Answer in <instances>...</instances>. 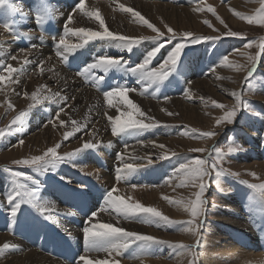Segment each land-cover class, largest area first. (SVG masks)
<instances>
[{
	"label": "rangeland",
	"instance_id": "1",
	"mask_svg": "<svg viewBox=\"0 0 264 264\" xmlns=\"http://www.w3.org/2000/svg\"><path fill=\"white\" fill-rule=\"evenodd\" d=\"M55 1L60 2L62 0ZM97 1H100L99 5L96 3ZM119 1L125 2L126 0ZM127 1L132 2L134 12H139L144 19H147L159 31L161 34L159 40L152 39L157 36V33L149 29L138 18L133 17L130 12L119 13L120 15L118 14L117 16L114 13V9L108 5L111 3V0H71L70 2L76 5V10L74 8L73 11L80 10L77 8V5L83 2L84 7L90 9V12L99 14L100 18L104 21L105 27L110 23V20H106L109 17H115L112 18V22L118 25L117 28L119 31L118 33L111 32L124 36L128 40L139 42L131 51L126 49V54L128 55H133L136 51H140V55L145 59L148 51L153 50L162 43L163 47L160 48V52L147 65L149 70L159 69L160 64L177 43H184L186 40L189 41L181 52L176 69L171 71L164 81L159 84H153L156 88L154 91L158 94L160 93V98L158 95V99L150 107L145 108L143 105L136 104L144 113L143 117H139L141 122H155L157 127L139 132L124 131L116 135L121 137L125 133L132 134L131 140L133 142L129 143L131 145H136L139 141L141 143L146 142L157 145L158 154L154 153L146 156V163L143 162L140 166L133 165L137 169L136 172L128 176L126 180H118L115 173L118 168H121L119 165L122 158L119 159V162L116 160L114 155L117 151L112 152L111 145L107 144V142L95 145V147H103L104 152L108 156V165H106L103 157L104 165L100 166L99 169L101 171L98 169V171L102 172L103 177L101 179L103 183L100 182L99 184H96L89 177L80 174V172H74V170L69 175H62L60 179L57 178L55 176L54 166L60 165L61 167L67 168L69 163L68 158L70 157L63 160L51 161L39 167L16 164L14 162L17 160L31 159L34 156L43 155L51 146L47 144L46 148H37L36 150H33V148L31 150V148L27 147L26 150L23 149L25 154L20 159L14 160L9 155L4 156L13 147L18 145L19 141L26 139L22 131L18 134L16 132L20 131L18 127L21 126L29 112L35 110L36 96L35 94L32 95L34 97L28 96L24 103L20 99L22 97L20 94H16L17 97L15 96L13 98L12 94L17 85L16 81L11 78V75L7 78L0 75L2 78L0 80V129L6 131L5 137L0 138V180L5 181L6 185H0V222L4 221L6 223V221H12L18 222L20 225V228L9 229V231L19 233L18 237L14 238L3 230L0 234H8L10 238L19 244H21L20 240L22 236L29 235L33 237V242L23 245L30 246L31 249L37 252L39 251V253H43V255L55 261L68 264L63 259L64 256L57 253H50L48 252V247H45L46 242L51 244L54 240L61 241V239L66 238L60 234L59 229L55 225H51L45 219L43 223L36 222L37 218H43L39 214L45 215L43 209L49 206L46 203L47 198H45V201H41L40 195L42 193H45V195L49 194L47 196L55 203L57 202V206L67 210V208L70 209L66 205L67 198L71 193L76 194L77 202L79 203L78 211L73 212L75 217H77L74 221L70 218L65 219V221L71 226L83 229L88 220H91L93 223L91 216L86 221L87 215L85 213L88 208V203L92 201L100 209V205L104 204L105 195L113 189L111 187L109 188V186H112L111 183L108 186L105 184L106 181H103L105 180L104 174H107L113 176V184L117 185V189L120 188L118 191L120 196H117L118 198L120 197V199L129 203L137 202L140 204L143 203L142 205H146L145 207H153L162 216H167L169 220L176 222L171 224L160 222V226L158 227L155 218H153L151 223L143 222L145 219L143 214H139L135 218L127 219L128 222L136 224L139 228L141 227L142 235L152 236L157 241H163V243H131V247L129 248L131 249L133 247L130 250L132 253L131 260L137 263L139 260L156 259L151 256L154 254L159 257L162 263L166 261L167 264H197L196 257L199 256V251L201 250L200 248L198 249L200 232L209 231L213 236L219 234L221 225L229 220L228 209H230V206L228 204L232 202V199H236V202L239 204H241L242 199H246L249 202V206L255 207L252 211L255 215L249 217L252 224H254L252 227L258 224L264 225V211L262 210L264 207V188L260 187L264 185V158L257 157L255 152L247 151L253 146L256 140L260 146L258 149L261 150L264 148V145H262L264 141V12H261V8L264 7V0ZM20 2L28 7L27 15L24 19L19 16L23 13L17 14L11 1L0 0V31L4 34L10 32L12 34L13 29L9 27L4 29V23L2 22H7L8 24L20 23L29 31L31 26L36 22V14L40 12L36 9L38 7L41 8L43 6L42 9L45 8L43 15H49L51 13V17L53 16L54 11L52 7L55 4L53 0H20ZM14 3L18 4L19 2L16 0ZM7 11L9 12L10 18L4 21L1 14L3 12L5 16ZM106 11H108L107 14ZM114 14L119 19L122 17L121 19L123 20H118L116 16H113ZM91 17L92 25L102 33L104 29L101 28L99 20L93 16ZM169 28L172 29L171 33L168 31ZM186 32H190L194 37H211L212 39L202 40L199 43L192 44L190 38L184 36ZM229 32L236 33V35L229 36ZM31 33H33L31 36V43H33L34 38H37V36L34 32ZM170 36H174V39L169 42L168 38ZM52 39L47 36L43 38L44 42L48 44V47L53 45L54 39ZM27 48L30 49L29 51L32 50L29 46ZM122 56L114 55V58ZM250 57L254 59L250 60ZM187 60L190 62L186 63ZM209 60H213V63L206 69L205 73L208 72V76L205 73L204 76L202 75L203 77L199 76L194 71L198 69L196 64L206 65ZM194 61H198V63ZM199 68L201 69L200 66ZM212 72L215 73L214 79L211 78ZM194 73L198 75L194 78L196 81L195 83L193 81V84L198 88L199 97L197 100H189L188 97L194 95V93L191 95L186 90L185 77H192L191 75ZM200 77L204 80H201ZM39 81L37 80V82ZM174 83L177 94L175 93L171 96L165 95L169 93L168 87ZM178 84L182 87H179ZM222 89H226V93L233 92L234 96L231 97L223 93ZM143 92L141 91V93ZM195 96L197 97V93H195ZM177 100L179 104H177ZM158 106L160 107L158 108ZM125 108H128L127 105ZM233 110L236 111V115L233 117V122L229 124L223 118L229 111ZM193 111L194 113H192ZM21 112H24L26 115L22 117L17 125L12 126L10 130L9 126L11 125V121ZM108 123L110 122L105 123L106 126L108 125L107 128L110 127ZM79 128V124L66 128L62 133L64 137L62 136L60 140L55 142L57 147H53L56 148L57 155L61 156L59 153L70 143L68 139ZM9 131H11V134L16 135L12 136V142L2 145V141L10 135ZM204 132H211L213 135L204 137L201 135ZM256 134L258 137L261 135V138L251 136ZM254 138L255 140H253ZM206 144L209 145L207 148L205 147ZM121 146H127V144L122 142ZM189 160L204 161L202 168L205 170L206 176L203 179L190 181L186 175L178 172L179 165L181 163H188ZM217 161L219 162L217 163ZM14 171L21 172L22 175L20 177L13 176L11 173ZM74 174L83 179L82 188L79 190H69L63 185L67 181H71V177ZM55 181L62 184V187H58L59 189H64L60 193L63 202H60L58 198L54 199V195L57 194L55 188H53ZM201 184L204 188L200 196L202 204L198 215L193 217L191 214V204L196 200L197 193L200 192ZM17 192L23 193L24 195L17 196ZM129 192L131 194L134 192L138 197L140 195V198L138 199L136 195H129ZM12 195L16 201L21 203V208L18 210L17 217L14 221L9 216L12 205L9 204L8 198ZM114 197H116V194ZM130 197H132V200H130ZM155 199L156 201H154ZM148 202L149 205H147ZM156 202L158 205L160 204V207L157 206ZM154 203H156L155 206ZM244 209H246V204ZM175 211L177 214H175ZM180 212L182 213L180 214ZM241 212L245 213L246 210ZM115 217L121 218L122 216L116 214ZM22 219H32V223L29 226L27 223L21 225L20 222ZM83 240L84 236L77 239L80 242ZM64 243L67 248V255L72 251L75 253L74 247L70 245L67 239ZM142 248L145 251H142ZM129 249L127 253H129ZM140 252H144L148 256L140 255ZM78 253L82 254L81 251Z\"/></svg>",
	"mask_w": 264,
	"mask_h": 264
},
{
	"label": "bare ground",
	"instance_id": "2",
	"mask_svg": "<svg viewBox=\"0 0 264 264\" xmlns=\"http://www.w3.org/2000/svg\"><path fill=\"white\" fill-rule=\"evenodd\" d=\"M9 1H11V3L13 4V8H15L17 14L23 13L20 14L19 16L23 17V19L26 18L27 15L26 12L28 7L25 4L21 3L20 0H18L19 2L18 4L14 3V1L16 0H9ZM53 1L55 3L52 7L54 11L53 16L51 17V13L49 15L48 14L43 15V12L45 11V8L42 9L43 6H41V8L40 7L36 8L40 12L36 14L35 16L37 17V19L35 20L36 22L35 24L33 23L34 25L31 26L29 31H27V28L24 25H21L20 23L8 24L7 22H2L4 23V25H7L9 28H12L13 33L11 34L10 32L8 34H4L3 32L0 31V61H3V63L0 64V75L6 78L9 77V75H11L12 76L11 78H13L14 81H16L17 85L15 84L16 88L13 90V94H12L13 98L16 96V94H20L22 96L20 99L24 103L26 102L25 99H27L28 96L31 97L34 94L36 96L35 98L36 105L34 106L35 110L29 112L25 120L22 122L21 126L18 127L20 131L16 132V134H18L22 131L26 139L23 141V143H19L13 148L10 147L12 148L11 151L9 153H6L4 156L9 155L15 160L23 157V155L25 154V152H23V149L26 150L27 147L31 148V150L32 148L33 150H36L37 148H46L47 144H49L52 148L57 147L55 142L61 139V137L63 136L62 133L66 130V128L70 127L71 125L74 126L79 124L80 125L79 130L74 132L70 136V138L68 139L70 143L67 146H65L64 149H62L61 153H59L61 154V156H64L66 153H75V155H72L70 156V158H68L69 163L67 168L61 167L60 165L54 166V170L56 173L55 176L60 179L62 175L64 176L67 174L69 175L70 172L74 170V172L75 171L80 172V174L89 177L91 180L96 182V184H99L101 182V179H103L102 172H100L101 170L99 168L101 165L102 166L104 165V162L102 160L103 157L106 161V165H108L107 153L104 152L103 147H93L90 149H83L84 143H92L95 146L107 142V144L111 145L110 148H112V152L117 151L116 154L114 155L116 160L119 162L118 156L122 158V161L120 162L119 165L121 169L123 168L124 164L140 166V164H142L143 162L146 163V159H147L146 156L158 152L157 145H154L152 143H146V142L141 143L139 141V143H136V145L129 144L133 142L131 140L132 134L130 133H125L121 137L116 136L117 134L113 135L111 120H114L121 113H127V111H129L130 109L125 108L126 105L121 103L118 97L114 98L112 100V104L110 105L108 101H106L104 98V92L111 91L114 87L124 85L129 89V91L126 93L127 99L131 100L133 103L137 105H143L145 108L148 106L149 107L152 106V103L156 99H158V95L160 98V93L159 94L156 93L154 91V89H156L155 85L150 84L148 81L138 82V77L129 71L131 67H136L140 63H143L144 58L140 55L141 53L140 51H136L135 53H133V55L130 54L128 55L126 54L127 50L126 49L123 50L120 47H118L117 43L114 41H103L99 39L88 41L86 38L82 37L81 34H79L78 32L79 29L84 28L87 31L100 32L99 30L96 29V27L92 25L91 22L92 17L88 15V13H90V9L84 7L83 11L81 10L73 11L74 8H75L74 10H76V5H74L75 3H71L70 2L71 0L70 1L62 0L60 2H56L55 0ZM96 3H98L99 5L100 1H97ZM108 5L114 9L115 11L114 13H116L117 16L119 13L121 14L125 13L126 12L124 11L125 8H131L134 11L132 2H129L127 0L125 2L119 0L116 1L111 0V3ZM121 5H123V8L121 7ZM107 12L108 11H106V14ZM116 14H114L113 16H116ZM1 17L4 21H7L10 18L9 12L7 11L5 16L4 13L2 12ZM128 17H130V15H128ZM112 18L115 17H109L106 20V21L110 20V23L108 26H106V28L109 31L118 33L119 31V29L117 28L118 25H115L116 23L112 22ZM117 19L120 20L118 17ZM66 27L70 30L67 34L65 33ZM31 32H34L35 35L37 36V38H34L33 43H31V36L33 34ZM44 36L51 37L54 39L53 45L51 47H48V44L44 42L43 40ZM61 38L65 39L67 44L70 45L83 44V47H78L74 51H69L63 45H60L59 41ZM28 46L31 47L32 49L31 51H29L30 49L27 48ZM114 55H120V56L123 55L122 57H118V58H121L126 63L113 66L112 68L109 69V71L106 74L99 70H93L96 76L103 77L98 88L93 86L95 81L92 80L90 73H84L83 75L80 74L84 72V69L89 64L95 63L97 60H99L102 57L114 58ZM189 62H190L189 60L186 61V63ZM194 62L198 63V61H194ZM212 63L213 60H209V62L206 65H202L198 63L199 65L196 64V67L198 66V69H200L199 68L200 66L201 69L200 70L197 69L194 71H196L199 76L202 75L204 76L207 67L210 66ZM9 68H12L14 71L12 73H9L8 71ZM207 74L208 72L205 73V75ZM198 75L194 73L191 75L192 77H188V76L185 77L186 90H188L191 95L192 93H194V95L188 97L189 100H197L199 97L198 94L199 92L197 91L198 88L197 86L196 87L194 86L195 84H193V81L194 83L196 81L194 80V78H196ZM214 76L215 73L211 75V78L214 79L213 78ZM37 80L40 81L37 82ZM201 80L204 79L201 78ZM178 86L182 87L179 84ZM168 88H169V93L165 95L171 96L174 95L175 93L177 94L175 89L176 88L175 83L173 85H170ZM224 90L223 93H226V89ZM141 91L144 92L141 93ZM195 93H197V97L195 96ZM226 94H228L231 97L234 96L233 92ZM61 97H63L64 99H61ZM177 102H178L177 104H179L178 100ZM159 107L160 106H158V108ZM192 113H194V111ZM106 122H110L108 123L110 124L109 128H107L108 125L106 126L105 124ZM15 135L12 133L8 137H6L5 140L2 141L3 143L2 145L9 144L10 142H12L11 140L12 136ZM251 136L255 138H261V135H259L258 137L257 134ZM255 138L253 140H255ZM122 142L126 143L127 146H121ZM184 143L186 142L184 141ZM181 144L184 145L183 143ZM262 145H264V141ZM208 146L209 145L207 144L205 145L206 148ZM258 148H260V146L258 145V142L256 140L253 146L247 151L255 152V154H257V157L259 156L261 159H263L264 148H262L261 150ZM78 149H80V151L77 152ZM111 160L113 161L112 157ZM98 169L100 171H98ZM104 179L105 180L103 181L104 182L106 181L105 182L106 185L109 186L110 183L112 184V186H109V188L110 187L113 188L112 189L113 196L115 194L116 197L120 196L118 192L120 188L117 189V185L113 184L114 182L113 176L104 174ZM82 184H83V179L74 174L71 177V181H67L66 184L63 185H65V187L68 188L69 190L72 189L79 190L82 188L81 186ZM0 185L4 186L5 181L0 180ZM58 187H62V184L58 181H55L53 188H55L57 194L54 195V199L58 198L60 202H63L60 193H62L64 189H59ZM106 187H104L105 190H107ZM86 188L91 189L89 187ZM72 194L73 193L70 194V196L67 198L66 201V205L70 207V209L67 208V210L60 206H57L56 204L57 202L55 203L50 197H48L49 194H47L48 196L45 195V193L44 194L42 193L40 195L41 201H45V198H47L46 203H48L49 206L48 208L43 209L45 215L38 213L43 218H37L36 222L43 223L46 220L51 225H55L59 229L60 234H62L63 237H65L67 241L70 242V245L74 247L75 253H73L72 251L67 255L66 252L67 248L64 243L66 239H61V241L51 240L53 241L51 244L46 242L45 247L46 246L48 247L49 250L48 252L57 253L61 256H64L63 259H65V261L68 262V264H83V261L79 259L80 256H85V258L91 260L93 264H96L97 261H104V260L108 261V264L166 263V261L162 263L159 260V257L154 254L152 255L150 254V255L156 259H152V260L144 259L139 261L137 260L138 262L134 263L131 260L132 253L130 252V250L133 247L129 249L131 246H129L127 250L126 249L123 250V252L121 253L122 258L121 255L116 256L114 253L110 254L106 252H86L85 238L82 242L77 241L79 237L84 236L83 229L82 228L78 229L74 226H71L65 221V219H69V218L74 221V219H76L77 217V216L75 217L73 211H78L79 203L77 202V195L73 194L72 196ZM128 194L130 195L131 193L129 192ZM131 195L135 196L136 194L133 192V194ZM136 197H138V195H136ZM131 198L132 197H130V200H132ZM139 198L140 195L138 199ZM154 201H156V199ZM89 203L85 213L87 215L86 221L88 217L91 216L93 223L91 220H88L86 223L87 227L91 228L96 224H102V223L112 224L114 227H120L125 231L142 234V231L140 230L141 227L139 228L136 224L128 222L127 219H124L123 217L121 218L115 217L116 213L115 211L112 210V208L109 205H105L104 208L101 207L99 209L96 207V204L93 203L92 201ZM156 203H154V206ZM245 204H246V209H244ZM147 205H149V202ZM159 205L157 203L158 207H160ZM228 206H230V209H228L229 220L225 221L221 225V229L219 230V234L217 236L211 235L209 231L200 232L199 240H198V249L200 248L201 250L199 251L200 254L197 252L199 254V256L196 257L197 264H264V225L258 224L257 226L252 227V225L254 224H252L251 220L249 219V217H253L255 215L252 213L255 207L249 206V202L246 199H242L241 204L237 203L236 199H232V202L229 203ZM243 210H246V212L242 213L241 211ZM262 210L264 211V207L262 208ZM2 213H6V212H2ZM181 213L182 212H180V214ZM175 214H177V212ZM24 223H27V225L29 226L32 223V219H22L20 224L23 225ZM17 228H20L18 222L17 223L12 221L11 222L6 221V223L4 221L0 222V229H1L0 232L3 230L4 232L12 235V237L14 238L18 237L19 233L9 231V229H17ZM32 242H33V237L29 235L22 236L20 240L21 244H19L15 240L10 238L8 234H0V264H66L63 262L55 261L43 255V253L41 254L39 253V251L37 252L31 249L30 246L27 247L23 245ZM5 244H8L9 247L4 248ZM128 249H129V253H127ZM80 251L82 252V254L78 253ZM142 251H145L144 248H142ZM66 255L67 257L65 258ZM140 255L148 256V254L144 252H140Z\"/></svg>",
	"mask_w": 264,
	"mask_h": 264
},
{
	"label": "snow or ice",
	"instance_id": "3",
	"mask_svg": "<svg viewBox=\"0 0 264 264\" xmlns=\"http://www.w3.org/2000/svg\"><path fill=\"white\" fill-rule=\"evenodd\" d=\"M121 7L123 8V5H121ZM77 8L83 11L84 3L83 2L79 3L77 5ZM124 11L130 12L134 17H137L140 21H142V23L146 25L149 29L156 32L157 36L152 39L154 40L160 39L161 34L159 33V31L151 23H149L147 19H144L139 12H134L131 8H125ZM261 12H264V7L261 8ZM88 15L93 16L97 20H99L101 28L104 29L102 33L96 31H87L84 28L79 29L78 30L79 34H81L82 37L86 38L88 41L96 40V39L103 41H114L117 43L118 47H120L123 50L127 49L128 51H131L134 48V46L139 43L138 41L128 40L124 36L116 35L113 32L109 31L104 26V21L100 18L98 13L90 12L88 13ZM237 15H239V13H237ZM7 27H8L7 25L3 26L4 29H7ZM69 31L70 30L66 27L65 33L67 34ZM168 31L171 33L172 29L169 28ZM228 35L235 36L236 33L229 32ZM184 36L190 38V42L192 44L199 43L202 40L212 39L211 37H194L190 32L184 33ZM172 39H174V36H170L168 38L169 42ZM59 43L69 51H74L78 47H83V44L81 45L67 44V42L63 38L60 39ZM188 43L189 41L187 40L184 43H177L175 47L171 50V52H169L167 57L163 60V62L160 64L159 69L149 70L147 65L157 55V53L160 52V48L163 47V44L161 43L158 47L147 52L146 58L144 59L143 63H140L136 67H131L129 71L138 77V82L148 81L150 84H159L168 77L171 71L176 69V65L180 60L181 52L187 46ZM253 59L254 58L250 57V60ZM2 63L3 61H0V64ZM124 63L126 62L123 61L121 58L102 57L99 60H97L95 63L89 64L84 69V72L80 74L83 75L84 73H90L92 80L95 81L93 86L98 88L103 77L96 76L93 70H99L106 74L109 71V69L112 68L113 66L121 65ZM8 71L9 73H12L14 70L12 68H9ZM0 80H2V78H0ZM128 91H129L128 87L121 85L118 87H114L111 91L104 92V98L106 101H108L110 105L112 104V100L118 97L120 99V102L127 105V107L130 109V111H128L127 113H121L114 120H111L113 135H116L119 132H124V131L139 132L157 127V124L155 122H150V123L141 122L139 117H143L144 113L135 103L127 99L126 93ZM61 99L64 98L61 97ZM9 107H11V105H9ZM25 115L26 114L24 112H21L17 117H15L11 121V125L9 126L10 130L12 126L17 125L21 121L22 117H24ZM235 115H236L235 110L229 111L223 119H225L229 124H231L233 122V117ZM149 119L151 120L150 117ZM9 134H11V131H9ZM5 135H6V131L4 129H0V138L5 137ZM201 135L207 137L213 135V133L204 132ZM19 143H23V141L21 140L19 141ZM93 147L95 146L92 143L83 144V149H90ZM78 151H80V149H78L77 152ZM72 155H75V153H66L64 156H59L57 155L56 148L50 147L43 155L34 156L31 159L17 160L14 163L19 165L39 167L51 161L66 159L67 157H70ZM118 159H120L119 156ZM218 162L219 161H217V163ZM203 163L204 161L202 160H189L188 163H181L179 165L178 172L180 174L186 175L190 181L203 179V177L206 176V172L202 168ZM136 171L137 169L133 167V165L124 164L122 169L118 168L116 170L117 179L118 180L126 179L128 176H130L132 173ZM11 174L16 177H20L22 175L21 172H17V171L12 172ZM260 187L264 188V185H261ZM203 191L204 188L203 185L201 184L200 192L197 193L196 200L191 204V214L193 217L198 215V211L202 204V200L200 199V196L202 195ZM16 195L23 196L24 194L17 192ZM14 201L16 200L13 195L8 198L9 204L12 205L9 211V216L13 219V221L17 217L18 210L21 208V203L19 201L13 203ZM104 202L105 204L101 205L102 208H104L105 205H109L118 216H122L124 219L135 218L137 217V215L143 214L145 216L143 222L151 223L153 221V218H155L158 227L160 226V222H163L164 224L176 223L175 221L169 220L167 216H162L161 213L158 212L153 207H145L140 203H129L123 199L114 197L112 191L107 192L104 198ZM83 235L86 241V247H85L86 252H106L110 254L114 253L116 256H120L123 250L129 248L131 243H136V242L163 243V241L155 240L152 236L125 231L120 227H114L112 224H96L91 228L85 226L83 228ZM8 247H9L8 244L4 245V248H8ZM79 259L83 261V264H93V262L91 260L86 259L85 256H80ZM96 264H108V261L106 260L97 261Z\"/></svg>",
	"mask_w": 264,
	"mask_h": 264
}]
</instances>
